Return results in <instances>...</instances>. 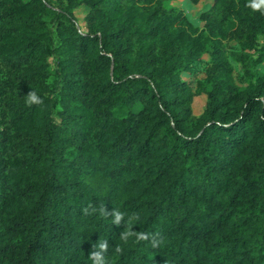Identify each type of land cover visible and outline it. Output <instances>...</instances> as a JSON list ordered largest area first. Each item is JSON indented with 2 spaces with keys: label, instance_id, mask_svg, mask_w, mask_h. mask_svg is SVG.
Returning <instances> with one entry per match:
<instances>
[{
  "label": "trees",
  "instance_id": "trees-1",
  "mask_svg": "<svg viewBox=\"0 0 264 264\" xmlns=\"http://www.w3.org/2000/svg\"><path fill=\"white\" fill-rule=\"evenodd\" d=\"M172 1L0 0V264H264V0Z\"/></svg>",
  "mask_w": 264,
  "mask_h": 264
},
{
  "label": "rangeland",
  "instance_id": "rangeland-1",
  "mask_svg": "<svg viewBox=\"0 0 264 264\" xmlns=\"http://www.w3.org/2000/svg\"><path fill=\"white\" fill-rule=\"evenodd\" d=\"M171 4L179 7L185 14L190 17V19L195 21L202 2L199 5L195 6L189 0H174L171 2ZM224 49L225 52L228 53L230 50L236 49V44H234L233 42H225ZM227 64L231 68L235 80L240 84H245V79L242 75V71L240 70L239 65L235 63L229 56L227 57ZM206 67L207 62L205 60H201L195 63L192 70L185 75V78L190 80L194 88L197 87L199 82L204 79ZM257 73L259 75H264V62L257 66ZM204 103V95L196 96L193 100L194 112L197 114L200 113L204 106Z\"/></svg>",
  "mask_w": 264,
  "mask_h": 264
},
{
  "label": "clouds",
  "instance_id": "clouds-1",
  "mask_svg": "<svg viewBox=\"0 0 264 264\" xmlns=\"http://www.w3.org/2000/svg\"><path fill=\"white\" fill-rule=\"evenodd\" d=\"M30 99L31 101H37L38 98L35 94H33ZM109 215L112 218V223L115 225H119L124 217V213L118 209H114ZM125 235H127V233H125ZM107 248L108 241L106 240L99 239V241L94 244L93 250L89 254V256L93 259V264H104V252Z\"/></svg>",
  "mask_w": 264,
  "mask_h": 264
}]
</instances>
